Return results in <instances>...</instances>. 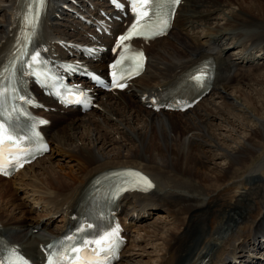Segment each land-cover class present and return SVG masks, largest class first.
Returning <instances> with one entry per match:
<instances>
[{
	"label": "bare ground",
	"instance_id": "1",
	"mask_svg": "<svg viewBox=\"0 0 264 264\" xmlns=\"http://www.w3.org/2000/svg\"><path fill=\"white\" fill-rule=\"evenodd\" d=\"M263 2L264 0H182L176 11L175 27L165 38L150 43L145 71L126 90L101 92L96 89L98 106L85 112L61 108L56 113H44L52 120L45 131L52 146L51 152L25 166L9 180L28 175L27 169H33L42 164L41 160L47 159L51 163L42 167L41 174L48 181V186L53 187L54 193L41 190L42 186H34L36 189L30 193L31 197L36 196V192L43 194L37 195L32 207L28 209L32 213L35 209L44 207V211L36 216L31 214L34 218L28 221L29 216L20 207L13 208L8 215L1 214L0 235L19 245L29 255L38 256V245L56 235L64 225L55 228L52 221L56 217L63 221L69 209L82 199L84 190L89 191L86 184L94 174L106 168L138 166L151 175L156 187L148 193L125 194L121 203V215L132 221H139L144 218L145 210L157 206L168 212L176 211L184 215L182 222L175 220L174 227L167 230L168 241L164 244L166 251L160 264H202L199 260L206 257H209L210 264H214L221 255H224V260L234 263L238 259L241 262L246 259L264 261V215L259 220L253 219L256 216V200L264 196V182H260L257 168L249 164L251 158L256 157L260 142L258 138L248 136L241 145L228 144L221 154L225 163L220 165L215 161L219 156L215 153L219 143L210 130L213 118L219 117L218 115L225 119L231 117L233 111L228 107L241 115L254 118L255 113L264 109V80L259 81L262 88L256 91L249 92L241 85L235 87L239 95L230 97L229 93L231 81H238L254 90L252 81L258 83V78L264 76V73H255L264 67V21L254 14H248L252 5H260L259 11L263 13ZM13 3L14 0H0V44L8 35L9 14ZM97 8L109 11L105 0H49L44 19L45 29L53 38L85 39L84 30L91 32V29L83 25L75 17V13L87 17L89 13L98 12ZM255 44H260L263 51L251 52L250 48ZM236 47L241 48L239 53L232 54L231 50ZM205 54L213 55L217 61V75L210 92L218 94L217 98H222L221 103L212 101L206 104L209 98L205 97L192 110L182 113L183 118L176 117L180 112L156 113L142 107L140 97L148 89L160 84L168 86L176 74L201 60ZM94 65L99 68L101 66ZM88 86L92 87L91 84ZM226 97L232 98L231 102H227ZM43 99L46 104L55 107V103L49 98ZM258 101H262V104ZM131 105H134L133 110ZM69 115L70 118H65ZM234 118L236 119V115ZM256 119L264 127V116ZM100 123L105 124V127L100 126ZM114 123L120 124V137H116V132L108 131V127L115 125ZM65 147L70 152L69 159H64L66 162L61 165V169L59 164H56L58 169L53 168L55 153ZM244 175L253 179V185L240 194L234 203L227 201L226 196L221 198L219 193L216 194L226 184H242ZM1 179L3 177L0 176V182ZM36 179L32 178L31 182ZM31 182L29 178L25 184H32ZM34 182L32 186H38L39 183ZM164 185L168 189L164 190ZM26 196L25 194L24 202L27 200ZM176 197L179 201L172 205L173 209L168 208L169 202ZM0 206L5 210V205ZM226 214L228 219L224 226L227 228L216 234L215 225L226 219ZM241 223L245 226L249 223L251 230L248 234H245L247 227L239 226ZM152 227L154 230L160 229L155 223ZM228 234L231 236L227 237ZM258 249L263 252L256 251ZM255 253L260 254L254 256Z\"/></svg>",
	"mask_w": 264,
	"mask_h": 264
},
{
	"label": "rangeland",
	"instance_id": "2",
	"mask_svg": "<svg viewBox=\"0 0 264 264\" xmlns=\"http://www.w3.org/2000/svg\"><path fill=\"white\" fill-rule=\"evenodd\" d=\"M263 3H261V4H263ZM251 7H252L251 12L248 14H254V15L260 17L262 21H264V12L262 13L261 11H259L260 5L259 6L252 5ZM216 20L219 21V19H216ZM221 22H222V20H221ZM259 46H260L259 44L258 45H252L251 46L252 51H254L256 53L259 52V50H256V49H259ZM240 49H241L240 47L239 48H237V47L233 48L231 50V53L232 54H238ZM255 73H257V75L263 74L264 73V67L255 71ZM261 80H264V76H262L261 78H258V83L256 81H252L254 90L248 86H246V87L243 86V84L242 83L240 84V82H238V81H231L232 82L230 85L231 87L229 88L230 97H234V95L235 96L239 95V91H237V89L235 88L236 86L238 87V86L242 85L243 89L248 90L249 92H253V91L258 90L259 88H262L261 85L259 84V81H261ZM263 94H264V92H263ZM211 95H214V96L211 97ZM215 95H217V96H215ZM210 97H211V99H210ZM217 97H218V94H216V93L210 94L209 96L206 97L209 99L205 103L207 104V103L212 102V101L216 102V103H221L222 98H220V97L217 98ZM230 97H226L227 102H229V101L231 102L232 98H230ZM261 98H263V97H261ZM261 102L262 101H258L259 104H262ZM131 107H132L131 109L133 110L134 105L133 106L131 105ZM228 109L233 111V114H232L233 116L231 115L230 118L225 119L223 116L218 115L219 117L213 118V121H211V122H213V125H212L213 127H211L210 130H212V132L216 135L215 141H217L219 143V148L215 149V150H217V151H215V153L217 152L216 154H218L219 156L217 158H215V161L216 162L218 161L217 163L220 165H223L225 163L221 154L227 148L228 144H229L228 146H237V144L241 145L250 136H253L256 139L258 138L257 140L260 142V145L257 149L256 154H255L256 157H252L249 164H250V166L257 168V173L260 174V179H261L260 182H264V139H263L264 138V136H263L264 135V127H261L262 126L261 123L259 122L258 119H256L257 117H263L264 116V109L260 113H255L256 118L251 117L249 115H245V114L241 115V114H239V112L237 110H235V109L233 110L232 108H229V107H228ZM101 113L105 114V112H101ZM92 115H94V114H92ZM182 115L183 114H178V115H176V117L178 116V118H180V117L183 118L184 116H182ZM235 115H236V119L235 118L233 119V117ZM70 117H71V115H69V117H65V118H70ZM220 117H221V119H220ZM222 117H223V119H222ZM94 118H96V117H94ZM240 121H241V123H240ZM116 123H118V122H116ZM116 123H114L115 125L111 124L110 128L108 127V131L111 130L112 133L116 132L115 133L116 137H120L119 136L120 133L118 134V132H121V127H120V124H116ZM256 123H257V125H256ZM100 126L105 127V124L100 123ZM256 126H258V127H256ZM118 129H119V131H118ZM114 130H116V131H114ZM216 131H217V133H216ZM63 149L61 151L56 152V153L53 152L56 154L55 158L53 159V166H54L53 168H56L57 167L56 164H59L60 165L59 169H61V165H63V163L66 162V160H64V159L65 158L69 159L70 152L68 151V147H65ZM41 163L42 164H39L38 166L37 165L34 166L33 169L32 168L28 169L27 170L28 175H20L13 180H9L6 178L1 179V182H0V204L5 205V210H3L2 206H0V215L1 214H2V216L8 215V214H10V212L12 211L13 208H15V207L19 208L20 207L21 210H24L23 212H25V215L29 216L27 218V221H28V220H32V218H34L33 216H36L37 214H40L44 211V207H43V209L41 208L38 210L34 208L35 211L34 212L32 211V213H31V211H29L28 208H31L32 204L28 207V203L26 202L28 200H26L24 202V197H25L26 192L32 193L34 191L33 189H36V187H39V186H40V188L43 187L41 190H44L45 192H51L52 191L53 187L48 186V183H47L48 181L46 182V179L43 178L44 177L43 174H41L43 172L42 167L50 164L51 162H50V160L48 162V160L45 159V160H42ZM56 169H58V168H56ZM37 172H38V174H37ZM149 172H151V171H149ZM35 174H37V175H35ZM32 176H34V177H32ZM38 176H39V178H38ZM246 177H247V175L243 176L242 179L244 181L241 180V181H243L242 184L235 183L238 186H235V184H233V183H229V184H226L224 186H221L220 189L216 192V194L218 195V193H219L221 198L226 196L225 199L227 201L234 203L236 201V199L240 196V194L245 193L253 185V179H249L248 177L247 178ZM29 178H30V182L32 181L31 180L32 178L33 179L37 178L35 180V182L34 181L33 182L35 184H36V182H37V184L39 183L38 186L37 185L32 186L33 182H31L32 184H29L30 186L25 184L29 180ZM41 178H42V180H41ZM40 184H42V185H40ZM54 184H56V183H54ZM25 186H28V187H25ZM34 186H36V187H34ZM163 189L165 190L168 188H167V186H165ZM36 193L38 196H39V194H43L41 192L40 193L36 192ZM53 193H54V190L51 192V194H53ZM37 195L36 196L34 195V200H36L35 198H37ZM262 195H264V192H262ZM262 197L263 198H261L259 200L257 199L258 201L256 200L257 208L255 205V207H254V211H255L254 213L255 214L254 215H256V216L253 217L254 220H257L263 216V213H264V204H263L264 196H262ZM173 199H174V201L170 202L169 207H168L170 209H173L172 205H175L176 201H179L178 197L173 198ZM29 200H32V198H30ZM259 201H260V205H259ZM23 203H25V204H23ZM260 208H262L261 211H260ZM165 210H166L165 208L158 209V210L154 209L153 214L150 217L139 222L130 231L128 244H127V246L125 248V252H124L125 255L123 256V259L119 262V264H131V263H133V264H144V263L145 264H160L161 263V261H160L161 257L164 254V252L166 251V250H164V244L167 243V241H168L167 235H166V234H168L167 230L169 228L174 227L173 224L175 223V220L182 222L183 217H184L183 213L176 212V211L173 213V212H168L167 210L166 211ZM174 214H175V216H174ZM177 214H181V215L178 216ZM225 216H226L225 217L226 219H222L221 223L215 225L214 232L216 234H219L220 231L222 232L221 229L227 228V226H224V225L227 222L226 220L228 219V216H227V214ZM154 223L157 224L158 226H160L161 230L160 229H159V231L154 230L152 227V225ZM239 226L242 228L247 227L245 229V234H248L247 231L250 229L249 223H247L246 226L244 223H241ZM156 231H158V232H156ZM229 234L232 235L233 233H229ZM229 234L226 236L230 237L231 235H229ZM209 244H210V242H209ZM135 257H137L139 259H137ZM139 262H141V263H139ZM220 263L221 262H219L218 264H220ZM221 264H225V263H221ZM248 264H251V263H248Z\"/></svg>",
	"mask_w": 264,
	"mask_h": 264
},
{
	"label": "snow or ice",
	"instance_id": "3",
	"mask_svg": "<svg viewBox=\"0 0 264 264\" xmlns=\"http://www.w3.org/2000/svg\"><path fill=\"white\" fill-rule=\"evenodd\" d=\"M150 2V0H139V2L134 5V10H136L137 8L139 9H144L145 6ZM152 3H155V0H151ZM174 3H179V0H173ZM148 14L147 11H143V12H138V17H142V16H146ZM138 23V21H137ZM166 23V22H165ZM133 30H135L137 28V24H134L132 26ZM133 34V32H129L128 36H122L120 39L121 41L126 40L128 38H130V36ZM36 57H33V60L35 61ZM201 77H197L196 79H200ZM6 140H11V137L9 136H4L3 138H0V146L3 145L4 141ZM145 181V183H147L146 178H141ZM148 186L150 187L151 185L148 184ZM105 239H107V237H105ZM97 244L101 243L100 241H96Z\"/></svg>",
	"mask_w": 264,
	"mask_h": 264
}]
</instances>
